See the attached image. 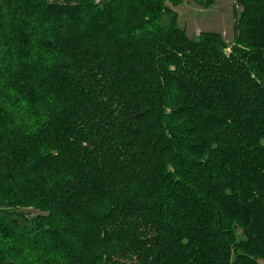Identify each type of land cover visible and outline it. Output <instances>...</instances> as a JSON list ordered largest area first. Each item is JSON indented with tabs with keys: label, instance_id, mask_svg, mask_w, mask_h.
I'll return each mask as SVG.
<instances>
[{
	"label": "trees",
	"instance_id": "1",
	"mask_svg": "<svg viewBox=\"0 0 264 264\" xmlns=\"http://www.w3.org/2000/svg\"><path fill=\"white\" fill-rule=\"evenodd\" d=\"M166 3L0 0V264L264 261V0Z\"/></svg>",
	"mask_w": 264,
	"mask_h": 264
},
{
	"label": "rangeland",
	"instance_id": "2",
	"mask_svg": "<svg viewBox=\"0 0 264 264\" xmlns=\"http://www.w3.org/2000/svg\"><path fill=\"white\" fill-rule=\"evenodd\" d=\"M99 2L95 0L96 4ZM233 5L234 0H214L209 7L200 5L197 0H182L177 6L166 3V7L177 15V26L185 31L188 38L196 39L200 33H218L227 44L234 38ZM28 214L30 217L35 215L33 211H28ZM259 264H264V261Z\"/></svg>",
	"mask_w": 264,
	"mask_h": 264
}]
</instances>
